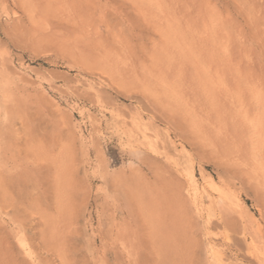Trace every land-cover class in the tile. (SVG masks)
I'll return each instance as SVG.
<instances>
[{"label": "rangeland", "instance_id": "rangeland-1", "mask_svg": "<svg viewBox=\"0 0 264 264\" xmlns=\"http://www.w3.org/2000/svg\"><path fill=\"white\" fill-rule=\"evenodd\" d=\"M254 256L264 0H0V264Z\"/></svg>", "mask_w": 264, "mask_h": 264}, {"label": "bare ground", "instance_id": "bare-ground-1", "mask_svg": "<svg viewBox=\"0 0 264 264\" xmlns=\"http://www.w3.org/2000/svg\"><path fill=\"white\" fill-rule=\"evenodd\" d=\"M255 239H256V236L252 237L253 241ZM245 260L247 264H264V257H258V256L249 257V258L245 257Z\"/></svg>", "mask_w": 264, "mask_h": 264}]
</instances>
